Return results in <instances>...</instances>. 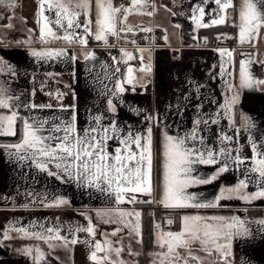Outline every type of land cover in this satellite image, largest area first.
Here are the masks:
<instances>
[{
    "label": "snow or ice",
    "instance_id": "6c2138e0",
    "mask_svg": "<svg viewBox=\"0 0 264 264\" xmlns=\"http://www.w3.org/2000/svg\"><path fill=\"white\" fill-rule=\"evenodd\" d=\"M2 2L15 4V0ZM209 4L215 7L209 8ZM46 11L49 15L45 14ZM154 12L155 6L150 0H131L127 7L114 0H40L36 23L39 25L38 41L44 47H29L28 52L37 62H68L80 58L85 62L97 61L96 53L87 48L90 38L111 48L114 45L109 44L110 37L126 39L127 34L136 28L150 33L151 28L131 25L128 19L133 13L152 16ZM51 13H55L54 19ZM190 13L194 30L233 23L238 28L237 38L241 45H255L264 30V0H238V3L234 0H199L192 5ZM233 15L238 23L232 19ZM217 38L232 37L221 34ZM164 39L167 40V36ZM55 41H62L66 46H48ZM130 42L136 43L134 39ZM204 42L207 43V38ZM19 43L30 46L31 41ZM74 45L84 49L80 57L70 54L69 48ZM136 51L138 56L122 48L119 59L113 56L111 64H100L105 70L103 79L97 77L94 82L101 85L98 96L105 98L107 107L103 112L90 113L83 127L79 126L75 105L66 108L61 103L60 107L53 109L51 103L37 104L33 101L35 89L27 94L24 91L17 93L12 81L19 79V70L0 55V74H6L0 79V137H19L14 143H0V149L4 150L10 162H15L22 169L52 178L60 184L75 185L90 197L101 198L111 206L96 209V220L117 226L111 232H103L102 240H96L97 227L92 216L85 212L81 215L87 218L86 226L50 221L30 222L23 226L17 221L0 229V245L16 238L33 241L30 246L17 250L31 258L32 264H52V260L63 264L55 255L56 251L63 250L70 255L78 243L88 245L89 259L93 264H128L122 258L123 254L127 252V255L137 256L139 253L132 251L130 244L125 245V238L120 234L126 229L129 240L142 243V213L135 208L123 207L125 204L158 203L166 209L199 210L228 208L232 201H242L246 205L264 201V130L252 116L239 109L245 90L264 93V78L256 77L252 71L254 64L264 66V60L254 58V53H240L244 58L239 60L236 70V50L216 49L221 61L219 65H213L214 69L219 67V72L211 79H220L222 100H211L216 105L215 111H204L203 99L191 104L195 93L202 87L195 82L194 92L183 97L188 103L177 104L178 116L189 108L195 114L190 128L178 126L175 134L164 131L154 186L153 122L161 123L159 114H146L144 122L148 126L142 130L121 125L117 120L121 104L137 115L141 112L124 99L126 92L135 93L138 85L144 87L145 77L152 72L150 48L138 47ZM135 59L140 61L138 69L129 63ZM121 64L124 65L123 73ZM88 71L91 73L92 68ZM136 72L143 75L138 77ZM105 81L112 86L109 87ZM47 95L52 96L53 93ZM55 99L62 101L63 94L55 93ZM46 110H51L52 114L43 115ZM69 111L71 115H62ZM222 120L228 122L226 128L220 127ZM211 125L217 126L216 132ZM242 133L248 134L246 141L251 157L244 154V145L239 142ZM201 166H211L215 170L203 174L199 171ZM226 173L235 175V183L221 184L211 199L203 193L190 191L219 181ZM249 186L254 190L249 191ZM154 190L159 192L158 200L138 199L141 195L152 197ZM24 196L31 199L21 205L22 208L71 206L70 200L59 194H53L49 199L48 193L26 191ZM164 223L171 225L173 220L168 218ZM154 229L158 251L151 254L153 264H190L192 261L203 264L200 256L193 255L194 245L208 256L214 255L213 264H234L235 242L255 240L257 236L264 240V218L249 219L237 214H186L181 217L179 231L164 230L160 222L154 223ZM79 233H86L88 238L81 241ZM114 237L119 239L113 240Z\"/></svg>",
    "mask_w": 264,
    "mask_h": 264
},
{
    "label": "crops",
    "instance_id": "0c3cea01",
    "mask_svg": "<svg viewBox=\"0 0 264 264\" xmlns=\"http://www.w3.org/2000/svg\"><path fill=\"white\" fill-rule=\"evenodd\" d=\"M29 1V0H28ZM121 0H114L115 3ZM37 7L40 0H36ZM238 3V0H234ZM154 4L155 12L152 16L141 15L133 13L129 16L128 23L142 28H151L150 33L140 31L139 28L134 29L133 33L127 34L126 39H119L110 37L109 44L114 47L107 48L103 46L102 42H97L94 39H89L87 48L96 53L97 61L85 62L82 58L76 61L68 62H37L34 57L29 55V47L41 48L44 47L41 43L39 45L22 44L13 40L10 45L0 41V48L9 47L12 55L1 53L7 60L17 66L20 76L16 81H12V87L16 89L17 93L24 91L26 94L35 89V95L32 97L37 104L53 105V109L60 107L61 103L64 107L70 108L75 105L77 111V118L80 127H83L89 119L92 112H103L107 105L106 100L102 96H98L101 85L94 82L99 77L103 79L104 69L100 67L102 62L112 63L111 57L120 58V49H126L138 56L136 49L138 47L150 48L151 50V64L152 72L149 77H145L143 83L144 87L139 85L136 87L135 93L129 91L124 94V99L129 105L141 109L139 115L129 111L128 107L121 104L118 106L117 120L121 125H131L137 129H143L148 124L144 122L146 114H159L161 123L157 125L153 122V153H154V186L156 183V167H157V140L159 136L160 142V159L162 152L163 133L168 131L170 134H175L178 126L191 127L192 116L194 111L189 108L183 112L182 115H177V104H185L188 101L183 99L184 96L191 95L198 82L202 87L199 92L195 93V97L191 100V104H196L197 99L205 101L204 111H215L216 105L211 103L215 98L217 101L222 100V83L219 78L213 80L212 75L219 72V67L213 68V65H219L221 61L220 54L213 47V36L206 34V28L195 29L194 23L190 19V9L193 4L199 3V0H150ZM127 7V6H126ZM209 8L215 7L214 4H209ZM169 9L171 11H169ZM148 10H153L149 8ZM207 11V9H206ZM177 13L178 15H172ZM183 13V14H181ZM46 15L49 13L46 11ZM51 18L54 19L55 13H51ZM235 15L232 19L236 21ZM208 17H205L207 22ZM238 23V21H236ZM230 24H233L230 22ZM180 25L179 28L175 27ZM226 25V24H225ZM38 32H31L29 35L38 38L39 25L37 24ZM263 31V30H262ZM261 31V32H262ZM202 32V33H201ZM124 35V34H121ZM223 35H231V33H223ZM238 37L237 32L234 34ZM28 36V35H27ZM167 36V40L164 37ZM221 36V35H219ZM16 37V36H15ZM26 36H24L25 38ZM147 37V39H146ZM195 37V39H194ZM218 37V36H217ZM207 38V43L204 42ZM20 39V38H19ZM18 39V40H19ZM135 40L133 44L130 41ZM259 41V40H258ZM244 44L238 45L229 50H236L235 61L238 62L244 57L240 53H253L255 47L258 45ZM49 47H65L61 43H52ZM84 49L79 46H72L69 48L70 54H75L80 57ZM15 54V55H14ZM18 54V55H16ZM14 55V56H13ZM15 56H19L18 59ZM147 62V60L145 61ZM135 69L140 67L139 59L129 62ZM92 68L91 73L88 69ZM121 73L124 72V65H120ZM252 71L258 78H264V72L261 67L254 64ZM52 75L49 76L48 74ZM138 77L142 73H135ZM6 77V74H0V79ZM11 79V78H9ZM109 87H111V83ZM194 82V83H189ZM130 87V86H128ZM63 94L62 101L55 99V93ZM47 93H53L52 96ZM245 97L239 105V109L250 116H252L261 130H264V106L261 104L260 97L257 92L244 91ZM27 98V96H25ZM43 115H51V110H46ZM60 114V113H57ZM64 116L71 115V111L62 114ZM111 115V114H110ZM239 119V117H237ZM227 121H221V128H226ZM239 126V125H237ZM213 132L217 131V126H212ZM231 134V133H230ZM259 134V133H258ZM247 133H242L239 137V142L244 145V154L248 157L252 156V152L247 146ZM16 141H2L0 143H14ZM111 151V147L109 148ZM160 163V161H159ZM215 169L211 166H201L199 171L203 174H210ZM235 183V175L233 173H226L219 181L209 185L199 186L190 191L203 193L207 199H211L217 194L221 184L231 185ZM254 188L249 186V191ZM32 191L33 193H48L49 199L53 194H59L69 199L70 207L65 208H44L39 205L30 206L29 208H22L21 205L29 203L31 198H26L24 193ZM157 190H154L152 197L139 196L138 199L143 200H158ZM230 206L223 209H183L193 210L190 212H182L177 214L179 218L175 229L181 227V217L186 214H205V215H232L237 214L247 216L249 219H260L262 216H251L248 210H263L264 201H256L251 205H246L242 201L229 202ZM101 198L95 195L89 196L83 190L75 187V185H64L52 178H46L34 171H27L17 166L15 162H10L4 150L0 149V229L6 228L9 223H16L19 221L20 225L27 226L30 222H44L50 221L52 223H59L61 225H85L87 218L81 213H88L92 216V222L97 227V234L95 239L102 240L103 232H111L116 225L100 223L96 220L94 212L96 209L109 207ZM157 206L164 208L158 203H137L135 205L125 204L123 207L131 209L135 208L142 213V236H143V211L146 208L154 210ZM247 208V211L245 209ZM180 210V209H177ZM204 210H230V212H206ZM163 227L171 225H162ZM127 230L125 229L124 234ZM81 241L87 239L86 233H79ZM119 237L112 238L113 240ZM125 244H130L131 248L141 253L152 254L155 251L143 252V244L137 242L135 239L129 240L126 238ZM13 242L17 243L13 245ZM25 242L23 244H20ZM33 243L31 240L16 238L13 240H6L3 245H0V264H32L31 258L20 254L17 250L30 246ZM42 247H44L42 245ZM193 255L200 256L203 264H213L215 256H208L205 252L199 249L198 245H194L192 249ZM90 248L84 243L75 245L69 255L63 250H57L55 255H58L63 264H93L89 259ZM233 261L235 264H264V240L259 236L255 240H248L245 242H235L233 245ZM52 264H57L52 260ZM196 264V262H194Z\"/></svg>",
    "mask_w": 264,
    "mask_h": 264
},
{
    "label": "trees",
    "instance_id": "16d2710c",
    "mask_svg": "<svg viewBox=\"0 0 264 264\" xmlns=\"http://www.w3.org/2000/svg\"><path fill=\"white\" fill-rule=\"evenodd\" d=\"M236 19V18H234ZM206 34H209L211 37L213 36V41L217 38V36L223 34V33H232L235 34L237 32V27L234 26V24H226V25H220V26H213L210 28H206L204 30ZM202 33V32H201ZM31 41V44H40L38 41L34 40H27ZM62 41H55L54 43L58 44ZM19 137H0V140L2 141H17ZM160 159V142H159V136L157 140V167H156V176H157V169L159 166V160ZM159 192L157 191V195ZM193 210H172V209H162L160 206H157L154 210H150L149 208L144 209L143 211V252H150L157 250V247L154 243V223L160 222L162 225L165 226L166 219L171 218L173 220L172 228L176 227V224L179 221V218L177 217V214H180L182 212H190ZM206 212H230V210H204ZM249 215L251 216H262L264 211L263 210H249ZM25 242H22L20 244H23ZM17 243L13 242V245H16Z\"/></svg>",
    "mask_w": 264,
    "mask_h": 264
},
{
    "label": "rangeland",
    "instance_id": "374dc122",
    "mask_svg": "<svg viewBox=\"0 0 264 264\" xmlns=\"http://www.w3.org/2000/svg\"><path fill=\"white\" fill-rule=\"evenodd\" d=\"M37 13H38V7L36 0H29V1L17 0L15 4H6L0 8V17H2L0 18V24H9L11 23L12 18L16 19L17 16H19L20 19L24 20L26 25V30H20L18 33L26 35L28 30L30 29H33L37 33L38 32L37 23H36ZM16 30L18 31V29ZM165 225L167 226V224ZM180 229L181 227H179L177 230L172 229L171 226L164 227V230H171V231H179ZM120 235H122L126 239L127 231L124 234H120ZM123 242L125 244V241ZM132 251L134 250L132 249ZM122 258L128 261V264H153V257L151 254L148 253L147 254L141 253L137 256H130L127 255V252H125ZM194 262L195 261H192L190 262V264H194Z\"/></svg>",
    "mask_w": 264,
    "mask_h": 264
},
{
    "label": "flooded vegetation",
    "instance_id": "af4514ba",
    "mask_svg": "<svg viewBox=\"0 0 264 264\" xmlns=\"http://www.w3.org/2000/svg\"><path fill=\"white\" fill-rule=\"evenodd\" d=\"M16 1L17 0H15V3H16ZM6 4H9V3L2 2V0H0V8L3 7ZM9 24H12L13 27L8 28V27H6L8 24H0V41L3 42V43H5L6 45H10L13 42V40L16 41V42H22V41H27V40L38 41V38L29 35L31 32L34 31L33 29H30L31 31L28 30V32H27L26 35H23L21 33H18L20 30H26L25 22H24V20L20 19L19 16H17L16 19L12 18L11 19V23H9ZM16 29H18V31ZM24 36H26V37L24 38ZM230 36H232L235 39L236 43L238 44L237 38L235 37V35L231 33ZM258 40H259L258 41V45L255 47V49L253 51V53L255 54V57L254 58L260 59V60H264V30L261 32V38L258 39ZM22 44H25V43H21V45ZM33 45H39V44H33ZM0 52L1 53H6L8 55H12L13 54V53L10 52L9 47H7V48L6 47L0 48ZM16 55H18V54H16ZM15 58L18 59L19 56H15ZM256 65L259 66V67H261V69L264 72V66H261L260 64H256ZM257 93H258V95L260 97V100L262 102L261 104L264 106V93H260V92H257ZM243 97H245V94L244 93H243V95L241 97V102L243 100ZM212 126H215V125H211V127ZM259 210H261V209H259Z\"/></svg>",
    "mask_w": 264,
    "mask_h": 264
},
{
    "label": "built area",
    "instance_id": "2783aa9c",
    "mask_svg": "<svg viewBox=\"0 0 264 264\" xmlns=\"http://www.w3.org/2000/svg\"><path fill=\"white\" fill-rule=\"evenodd\" d=\"M131 0H121L120 2H118L117 4H124L125 6H130ZM229 37H232L230 35H226ZM238 44L236 43L235 39L232 37L231 39H224V38H220L215 40L213 47H215L216 49L219 48H233L236 47Z\"/></svg>",
    "mask_w": 264,
    "mask_h": 264
}]
</instances>
